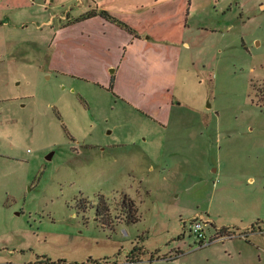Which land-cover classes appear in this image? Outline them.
Here are the masks:
<instances>
[{"label":"rangeland","instance_id":"rangeland-1","mask_svg":"<svg viewBox=\"0 0 264 264\" xmlns=\"http://www.w3.org/2000/svg\"><path fill=\"white\" fill-rule=\"evenodd\" d=\"M0 2V264H264V0Z\"/></svg>","mask_w":264,"mask_h":264},{"label":"trees","instance_id":"trees-1","mask_svg":"<svg viewBox=\"0 0 264 264\" xmlns=\"http://www.w3.org/2000/svg\"><path fill=\"white\" fill-rule=\"evenodd\" d=\"M95 13L94 12H90L88 15H83L81 16V18H84V17H87V16H92L94 15ZM104 15H106L109 19L111 20H114L113 17L108 14L107 12L104 11ZM103 200V199H101ZM124 203H126L129 207H128V213H127V222L129 223H135L137 222V220L134 218V212H135V203L134 201L129 198V197H125L124 200H123ZM100 205V204H99ZM98 205V215L101 216L102 218L105 217L106 213H105V210L104 209H101ZM181 252H178V254H180ZM144 255V249L142 246L139 245V243L137 245H135L133 247L132 250H130L127 255H126V258H125V263L126 264H138V262H140L142 260V256ZM118 259H114V260H107V259H104V260H88V262H91L93 264H103V263H110V262H116ZM41 263H44V264H53V263H50L48 262L47 260L45 261H42ZM86 262L84 263H81V264H85ZM54 264H74V263H71V262H67L66 260H60ZM75 264H78V263H75Z\"/></svg>","mask_w":264,"mask_h":264},{"label":"crops","instance_id":"crops-1","mask_svg":"<svg viewBox=\"0 0 264 264\" xmlns=\"http://www.w3.org/2000/svg\"><path fill=\"white\" fill-rule=\"evenodd\" d=\"M2 4L4 6H10L9 4H6V2H3ZM2 4H0V5H2ZM13 4H14L13 6H16L15 3H13ZM27 4L29 5V0H27ZM2 17H3V15L1 14L0 15V23H2V22L5 23V20L9 18V15L7 14L5 18H2ZM67 31H68V29L65 27H61L60 29H58L56 31L55 36H54L55 38L52 41L53 43H51L52 47L57 49V47L59 46L58 38L60 36H62L63 34H65ZM139 41H140L139 39L134 40V42H137L138 44H140ZM170 86H171V82H169L167 80L152 83L150 85V88L148 91V94H149L148 103H151L152 98L155 96H158L161 100L166 101V99H167L166 91L169 89Z\"/></svg>","mask_w":264,"mask_h":264},{"label":"built area","instance_id":"built-area-1","mask_svg":"<svg viewBox=\"0 0 264 264\" xmlns=\"http://www.w3.org/2000/svg\"><path fill=\"white\" fill-rule=\"evenodd\" d=\"M209 222H210V219L206 218L203 215H197L192 220L191 231L200 237L201 244H204L205 242L204 240L206 236L204 233V228ZM85 264H93V263L87 261ZM103 264H126V263L124 261L117 260L116 262L103 263Z\"/></svg>","mask_w":264,"mask_h":264},{"label":"water","instance_id":"water-1","mask_svg":"<svg viewBox=\"0 0 264 264\" xmlns=\"http://www.w3.org/2000/svg\"><path fill=\"white\" fill-rule=\"evenodd\" d=\"M49 157H51V155H49Z\"/></svg>","mask_w":264,"mask_h":264}]
</instances>
